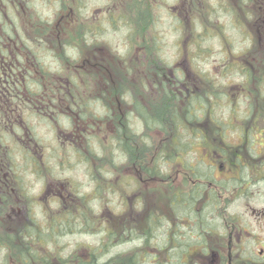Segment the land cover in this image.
Returning a JSON list of instances; mask_svg holds the SVG:
<instances>
[{"label":"flooded vegetation","instance_id":"1","mask_svg":"<svg viewBox=\"0 0 264 264\" xmlns=\"http://www.w3.org/2000/svg\"><path fill=\"white\" fill-rule=\"evenodd\" d=\"M33 1L0 0V225L2 220H5L7 208H10L11 215L6 218L17 223V226L23 224L19 235L17 232L13 237L0 235V253L3 249H6L7 253L10 247L15 264H18L20 258L13 249L26 247V260H29V264H34L33 255L41 259L46 257L38 252L44 245L58 241L68 232L72 234L73 232H86L91 228L96 229L94 225L97 220L95 219L96 213L109 211L104 219L108 250L116 245L133 244L134 246L131 253L124 256L125 258H118L116 263L111 261L112 258H107L113 264H121L119 259L123 260V264H264V211H259L257 214L263 225L261 234L257 235L245 225L242 224L241 227L240 211L234 206L248 189H252L255 183L264 182V157H250L249 152H245L250 144L247 140L229 143L227 130H224L221 137H217L219 140L216 136L211 138L212 133L209 134V129L203 125L204 121H209L204 112L201 113L200 130L197 134L193 133L190 125L179 129L171 128L173 135L170 145L173 157L155 159L157 165L154 172H151L153 166L151 169L147 168L143 158L131 159L122 151L117 157L113 156L107 160L108 166L105 165L103 157L98 160L82 157V154L87 155V152L76 143L69 142L70 140L67 139L70 136H66L67 130L63 129L71 128L74 136V131L78 130L80 138L83 132H90L88 134L89 144L86 147L91 148H94L93 145L96 142L91 132L112 130L110 128L113 126L112 120H108L104 126L96 116L97 104H101L102 100L94 98L81 107L79 103L88 99H81V96L75 92L77 89L87 91V87H82V76L89 81L88 91H90L98 66L107 65L108 61L99 59L101 48H95V51L85 59L77 53L78 56L80 54L79 61H77L78 56L73 58L66 52L64 56L62 54L57 56L53 52L52 55L58 64L61 62L63 66L59 70L47 71L44 67V56L54 49L61 51L69 49L70 46L62 42L51 47L50 37L52 35L47 25L43 24L45 27L37 28L31 26L33 18L32 21H36L37 17L39 18L37 21H42L33 10ZM47 1L44 0V3L46 4ZM153 1L156 3L155 0ZM214 1L217 0H186L184 5H180L184 13H191L195 17L189 18L191 31L196 28L192 22L199 20L197 16L212 18ZM226 1L227 13H223L221 5L218 8L222 14L230 18L234 17V22L253 20L252 31L264 40V0ZM136 2L139 4L142 0H136ZM73 4L76 5L75 0ZM225 7L223 2V8ZM27 11L29 14H26ZM148 14L151 16L150 11ZM150 23L152 24L151 19ZM214 29L219 33L222 31L220 26ZM214 29H209L206 32L207 35L215 33ZM77 33L80 34L79 31ZM255 50H264V45L258 46ZM248 66L253 70L259 69L258 64L255 63L248 64ZM39 67L54 76H44L39 71ZM82 68L86 72L83 73ZM165 69L169 70V77L165 78L167 82L165 96L171 97L170 103L174 106L182 103L183 100L186 102L193 94L192 85L188 86L183 79L174 77V74H183L178 71V67L171 66ZM260 74L261 71L258 72L259 76ZM99 80V84L103 82L106 85L103 91L107 92L110 88L109 91L113 95L111 101L114 100L115 103V112L121 117L123 115L126 124L130 127L129 121L134 116L128 113V109H122L121 105L125 106L123 101L125 95L112 90L113 80L111 78L101 75ZM259 80L262 81L264 78L260 76ZM33 84L42 88L18 89V86ZM162 106L164 103L160 105ZM84 110L90 115L88 116ZM110 112L111 108L107 107L106 114L112 118L113 114ZM262 112L264 109H260L258 113L252 111V114L259 115ZM23 114L28 120L35 118L47 125L55 133V142L61 144L60 150L66 144L67 150L73 151L79 163L85 165L92 188L87 191L79 190L66 177H64L66 180L62 179V174L50 171L49 147L40 140L34 128L28 126ZM103 115L104 113L99 117L102 118ZM135 119L137 118L134 117L133 120ZM177 133H181L186 140L178 141ZM13 135L16 139H13ZM21 135L26 137L25 142ZM11 140L14 142L13 150L20 153L21 160L29 167L33 175H48L50 181L60 185L61 191L49 197V199L58 201L56 212H50L41 207L40 213L46 216L43 223H39L36 219V212H31L32 205L36 207L38 200L22 193L24 183L17 175L13 159L15 153L8 144ZM199 149L201 150L200 156L194 157V151L196 150L197 153ZM58 160V165L63 167L70 164L66 158ZM165 164L170 171L169 183L164 180L169 185V196L166 199H157L154 201L155 206L146 208V205H143L148 196L144 189L145 185L152 183L151 180L154 178L161 181L167 177L166 172L162 171ZM120 166L123 167L121 169L126 172V176L114 177V171ZM250 169L255 171L250 173ZM19 176H21L20 172ZM102 179H104L103 182ZM99 181L103 183V188L106 190L96 189ZM42 182V187L45 184V193L52 192V184L46 183V180ZM130 183L135 188L139 187L141 194L137 197L136 190L134 191L133 196L136 197L134 208H132L134 205L131 196L126 197L122 194ZM12 191L21 193L19 194L20 201L28 198L27 202L22 204L25 211L22 216L24 221L21 220V216H18L19 207L11 204L9 194ZM26 191H29L27 187ZM157 193L162 195L161 191ZM106 196L108 202L104 207L97 210L92 206L93 201L105 199ZM115 196L118 201L115 200ZM160 205H164L161 208L162 213L159 210ZM129 207L137 211L129 210ZM119 213L121 215H118ZM2 227L0 226V229ZM18 238L23 239L22 245L17 243ZM255 247L259 249L255 251ZM0 264H2V259H0Z\"/></svg>","mask_w":264,"mask_h":264},{"label":"rangeland","instance_id":"2","mask_svg":"<svg viewBox=\"0 0 264 264\" xmlns=\"http://www.w3.org/2000/svg\"><path fill=\"white\" fill-rule=\"evenodd\" d=\"M121 1L128 5L127 8H130L127 13L128 16L136 13V8L135 5L132 4V0H115V4L114 0H82V4L80 0H75V6L73 0H48L46 4L44 0H34L32 7L40 19L44 21L45 24L48 23L46 27H48L50 35H52V37H50V46L53 47L54 45L66 42L65 45L72 48L62 49L61 51H56L54 49V51L52 50V52L44 56V67L47 71L59 70V68L63 66L61 62L58 64L57 60L53 57V52H55L57 56L60 54L64 56L65 52L73 58L78 56L77 53L79 52L75 44V35L78 36L77 31H79L80 34L82 33L80 27H83L82 40L84 42L83 45L86 47L80 48L81 58H87L95 51L94 46H99L96 47L102 49H100L99 59H107L108 61L107 65L102 64L98 66L92 79L90 91H83L81 89L75 90L76 94L81 96V99H88L85 102L79 103L81 107H84L87 102L94 100V98L102 100L100 103L103 106L97 104L96 116H98V121L103 122L104 126L108 120L113 121V126L110 127L112 130L91 132V136L96 139L93 147L100 145L102 148L104 147V149H106L104 158L105 165L108 166L106 163L108 159L113 156L117 157L121 152L117 146L118 140L121 139V130H125L126 137H128L125 142V147L128 150H133L130 147H134L136 142L130 137L128 129L131 128L132 132L139 138L143 137L145 141L151 142L152 146H156L152 148L154 152L153 158H143L145 162L152 163L151 166L154 168L155 159L160 150L164 151L167 156L171 154L172 146L170 145V141L173 131H166L167 129L162 131L159 129L148 131L143 121L138 117L134 105L138 102L152 117H158L164 113L166 108L164 106L160 107L163 102L166 103V106H173L174 109L175 106L167 101L160 81L157 78L155 80L153 75L145 80L142 75L144 67H140L139 64L132 61V57H126L129 42L128 27L122 22H118L113 26L106 21V19H108V13L112 12V9L114 10L115 16L120 12ZM155 1L156 3H154L153 0H142V2H140V9L142 10V17L146 16L147 18L148 12L150 11L156 19L154 25H151L150 31L151 35L154 34L156 37H153L155 40L154 43L159 47L161 58L165 64L178 67V70L183 72L184 79L196 85L197 93L205 92L202 98L205 102H210V108H213L212 112L216 118H218L220 122L225 123L222 126H228L233 129L230 130L232 132L228 134L229 143H239L242 141L240 132H242L243 129L245 130L251 127L249 124L251 121L249 122L247 118L248 109H259L260 106L264 107V87L263 90L258 89V84L256 82L244 80L243 71L241 69L231 68V66H229V70H227V65L230 64L234 66L233 63L239 62V58H248L254 63H259V67L261 68L259 69L261 71L260 76L264 78V50H254L260 46V44L264 45V40L256 36L252 31L254 21L234 22V17L231 16L230 18L222 14V11L218 9L221 5L223 13H227V1L217 0L214 1L215 7L213 9L212 18L210 17L207 19V17L197 16L199 20L193 21L196 28L191 31V21L189 18L195 17H193L191 13H184L185 11L180 6L182 4L184 5L186 0ZM223 2L226 6L225 9L223 8ZM108 7L110 8L108 9ZM26 14H29V11H27ZM77 15L79 21L76 19ZM37 19L39 18L37 17ZM32 20H34V18ZM32 20L31 23L33 22ZM23 22L25 25L26 20ZM217 26L221 27L222 31L220 33L214 29ZM40 27H45V25ZM209 29H214L216 32L211 33L212 35H207L206 32H208ZM147 35H143V38L147 37ZM198 35H203L204 37ZM143 38H141L139 42L142 41ZM130 40L134 43L133 39ZM68 43H70V45H67ZM135 43H137V41H135ZM195 43H197L196 46L193 45ZM85 49H88L87 52L82 54L81 51ZM253 54L256 55V60L253 59ZM79 56L77 61H79ZM101 75L107 76L113 80V91L125 95L123 101L126 107H123L122 104V109H128V113L137 118L133 120L134 117H131L129 121L130 127L120 122L121 116L115 112L114 100L111 101V96L113 95L109 91L110 88L107 92L103 91L106 85H104L103 82L99 84V76ZM197 76H200V78H197L200 81L193 80ZM262 81L264 82V80ZM114 88H116V90H114ZM211 90L216 91L212 96L209 93ZM254 105L256 107H254ZM178 106L181 105L178 104L176 106L177 110H181ZM107 107L111 108L110 113L113 114L112 118L106 114ZM84 112L88 116L90 115L88 111L84 110ZM99 112L101 113L99 114ZM102 113H104V115L100 118L99 116H102ZM23 118L28 126L34 128V132L36 131L40 140L44 141L45 146L49 147L48 165H50V171L52 170L55 174H62V179L66 177V179L79 190L87 191L89 188H92L85 165L79 163L73 151L67 150L68 146L66 144L63 145L62 150H60L59 146H61V144L55 142V133H53L47 125L42 123V121L39 122L35 118H30L28 120L27 116L24 114ZM203 125H207V123L203 122ZM254 125L253 133L250 132V136L251 133L252 136L250 137V144L247 146L248 152L253 157L263 158L264 128L262 129V127H264V125L262 122L254 123ZM63 130H67L66 136H70V138L67 139L70 140L69 142H74L84 149L86 145L89 144L90 138L88 134H90V132H83L80 138L78 137V130L74 131L75 136L72 134L73 131L71 132V128ZM21 136L23 137V142H25L26 137L23 135ZM213 137H215V135L211 134V138ZM13 139H16L15 135H13ZM132 141L133 143H131ZM13 143L12 140L8 142L12 150L14 149ZM137 146L138 144L136 147ZM13 152L15 153L13 159L16 165L17 175L21 182L24 183L22 184L24 189L22 193L38 200L36 207L34 204L32 205L33 210L31 212H36V219L39 223H43L45 221L44 217L46 216L40 213L41 207H43L44 210L56 212L55 208L58 205V201L56 199H49V197H51L53 193L56 195L61 191L60 185L50 181L48 175H33L29 167L21 160L20 153L17 150H13ZM200 152V149L197 150V153L195 150L193 154L194 157L200 156ZM100 153L103 154L102 151H99V154ZM136 155L139 156L138 149ZM59 158L68 159L70 164L64 167L58 165ZM21 161L22 163L20 164ZM121 168L123 167L120 166L119 169L114 171V177L126 176V172ZM255 168H257V166ZM163 170L166 172L165 174H167L166 178H163L161 181L155 180L154 178L151 180L152 183H147L145 185L144 189L147 191L146 195L148 196L144 200L143 205H146V208L155 206L154 201L157 199L162 200L169 196V185L164 182V180H167L169 183L168 180L170 175L169 168L166 164L163 165L162 171ZM251 171L255 170L250 169V173ZM19 172L21 176H19ZM43 180H46V183L52 184V192L48 194L45 193V184H43L42 187ZM64 185L66 187L65 182ZM26 187L29 189L28 192L26 191ZM124 190L125 191L120 190V192L122 191L123 196H131L134 205L132 208H134L136 197L133 196V193L136 190L135 195L137 197L140 196V188H135V186L130 183V186ZM137 190H139V192H137ZM159 191H161L162 195L157 193ZM19 194L21 193L12 191L9 196L11 204L19 207L17 209L19 212L18 216H21V220L24 221V217H22L25 212L23 205L27 202L28 198H23L20 201ZM115 198V200L118 201L117 196H115ZM107 202L108 199L106 196L105 199L102 198L98 199V201H93L92 206L99 210L104 207ZM163 206L164 205L159 206L160 211ZM234 206L240 211L241 227L243 224L252 233L260 235L263 225L257 214L259 211H264V182L260 181L255 183L252 189H248L245 195L243 194L239 202L237 201ZM132 208L129 207V210ZM132 210L137 211L134 209ZM102 212L103 214H100ZM108 212L109 211H98L96 213L95 219L97 220L94 224L96 229L91 228L90 230H86V232H73L72 234L68 232L66 236L61 237L58 241L44 245L38 252L40 255L46 256L43 259H47V262L50 264H79L80 259L88 258L93 250L100 249L102 242H105V244L107 243V229L104 219L105 214ZM8 215H11L10 208H7L5 213L6 217ZM118 215H121V213ZM12 216L15 217L14 214H12ZM6 217L5 220H2V224L0 225L3 226L0 229V235L2 237H7L8 235L13 237L16 232L18 233L17 235H19L20 231L23 229V224L17 226V223H13L11 219ZM17 243L22 245L23 239L20 240L18 238ZM104 247L105 249L107 248L106 246ZM133 247V244H125L110 247L109 250L107 248L103 260L112 258L111 261L116 263L118 258H125L124 256L131 253L134 249ZM258 249L259 247H255V251ZM101 252L102 248L99 253ZM11 254L12 252L10 249H8L7 253L6 249L1 251L0 259H2V264L14 263Z\"/></svg>","mask_w":264,"mask_h":264},{"label":"trees","instance_id":"3","mask_svg":"<svg viewBox=\"0 0 264 264\" xmlns=\"http://www.w3.org/2000/svg\"><path fill=\"white\" fill-rule=\"evenodd\" d=\"M121 8L119 9L120 12L115 16L114 15V10L112 9V12L108 13V23H111V25H116V23L118 22H122L124 25H126L128 27V33H129V42H128V50L126 53V57H132L131 60L135 61L137 64H139L140 67H144L143 68V72L142 75L143 77H148L150 78L151 75L156 76L158 79H160V83L162 85V88L166 87V70H165V64L163 59L160 56V50L158 45H155L154 43V38H156L154 36V34L151 35V31H150V27H152L154 25V23L156 22L155 17L151 14V16H147V18L142 17V10L140 9V3L138 4L136 2V0H132V4L135 5L136 8V13H133L131 16H128V12L130 8H127V4L125 2L121 1ZM82 4V3H81ZM114 4H115V0H114ZM76 19L79 21V17L78 15L76 16ZM150 19L152 24L150 23ZM36 21H33L31 26L33 25L34 28L40 27L43 24H45V22L43 21H37L38 19H35ZM48 24V23H47ZM45 24V25H47ZM152 25V26H151ZM83 27H80V31H82L83 33ZM95 28V27H94ZM95 32V31H94ZM79 34L76 37V47L78 48V52L80 53V48L84 47L83 45V40H82V35L83 34ZM148 34V35H147ZM143 35L147 37L143 38ZM154 37V38H153ZM142 39V41L139 42V40ZM133 39L134 43L130 40ZM135 41H137V43H135ZM74 44V43H72ZM99 47V46H94ZM88 49L82 50L81 53L83 54L84 52H87ZM88 54V53H86ZM253 59L256 60V55L253 54ZM239 62L233 63L234 66L228 64L227 66V70H229V66H231V68H236V69H241L243 71V76L245 77L244 80H250V81H258L259 82V77H255L253 74V69H250V67L248 66V64L253 63V61H250L248 58L247 59H243V58H239L238 59ZM93 67V66H92ZM89 67V68H92ZM151 67V68H149ZM40 68V67H39ZM88 68V69H89ZM230 68V69H231ZM39 71L47 77H53L54 75L47 73L45 71H43L41 68L39 69ZM82 72H86L85 69L82 68ZM88 74V73H85ZM176 77V76H175ZM82 80H83V88L87 87V91L90 89V83L88 80H85V77L82 76ZM264 82H262L261 88H263ZM30 87H34L35 89H41V86H37V84H33V85H22V86H18V89L21 88H30ZM114 90H116V88H114ZM166 93V91H164ZM216 91H209L210 95L212 96ZM116 93V92H115ZM167 94L169 95V92H167ZM205 92H199L197 93V91H194V93L192 94V96H190V98H188V100L185 102V100L182 101V103H177L175 105V109L173 106H166V103H164V107L166 108V110L164 111V113L158 117H152L151 115H149L146 111V109L139 104L138 102L135 103L134 105V109L137 111L138 113V117L143 121V123L145 124V127L147 128L148 131H155L156 129H159L160 131L162 130H166V131H171V128H176L179 129L180 127H186L187 125H190V128H193L192 130L194 131V134H197L198 131L200 130L199 128V124H201V122H199V119H201V113L204 112L206 119H208L209 121L206 122L207 125H204L205 127H207V129H209L208 131L209 134L212 133L214 134L216 137H221V134L223 132L222 127L220 125V123L218 122V120H214V115L212 113L213 108H210V102H205V100L202 98V96H204ZM168 102H171V97L168 96L166 97ZM180 104L181 106H178L179 109L181 110H177V105ZM170 107V108H169ZM264 109V108H262ZM257 113L259 110H257ZM253 114V119H255V121H261L263 122L262 124H264V112L260 113L259 115ZM203 114V115H204ZM211 114V115H210ZM209 115H210V119H209ZM251 118H248L249 122H250ZM254 121V122H255ZM120 122H122L124 125H127L124 119V116L120 117ZM205 122V121H204ZM252 119L251 122L249 123L250 125H252ZM188 127V128H189ZM221 128V130H220ZM251 127L247 128V129H243L244 131V139L246 140V137L249 135L250 131H248ZM231 129V128H229ZM125 130H121L120 132V136L121 139H119L117 146L118 148L122 151L123 154H125V156L131 158V159H136V158H153L154 157V152L152 151V148H155L156 146H152L151 142L145 141V139L142 137H138L136 134H134L131 130V128L128 129L129 133H130V137L134 140V142H136L134 147H130L131 149H127L125 147V142L127 140L128 137H126V134L124 132ZM243 133V132H242ZM223 135V134H222ZM176 136L178 137V141H182V140H186V138L183 137V135L180 133H177ZM218 139V138H217ZM219 140V139H218ZM94 142V141H92ZM133 143V141L131 142ZM138 144V146L136 147V145ZM132 146V144H131ZM136 147V149H135ZM138 149L139 152V156L136 155V151ZM84 151L87 152V155H83L82 157H91V158H95V159H101V157L105 158L106 155V149H104V147L102 148L100 145H97L94 148L91 147H85V149L83 148ZM99 151L103 152V154H99ZM130 152V153H129ZM102 155V156H101ZM137 156V157H136ZM173 157V154L171 153L169 156H167L166 153H164V151L160 150L159 153L156 156V159L161 158V159H165V158H171ZM113 158V157H112ZM147 168L149 167L151 169V164L152 163H148L145 162ZM157 163L155 162V166L156 167ZM154 168L151 169V172H154ZM105 179V178H104ZM102 179V182L103 180ZM103 183H101L100 181L97 183V187L96 189L99 190H106L103 188ZM106 244L105 242H102L100 249L98 250H93L92 251V255H90L91 257L87 260L85 259H80L79 260V264H113V262L108 261V260H103L104 258V253L106 252L105 247ZM102 248V252L99 253V251ZM9 249L11 250V248L9 247ZM26 247L23 248H17V249H13V251L16 253V255L20 258V260H18V264H29V260H26V254L27 252L25 251ZM12 252V250H11ZM9 256V255H8ZM12 258L14 259L13 253L11 254ZM34 258V264H50L49 262H47V259H41L40 257L37 258L36 255H33ZM8 263V262H7ZM15 264V259H14V263ZM121 264H123V260H121Z\"/></svg>","mask_w":264,"mask_h":264}]
</instances>
